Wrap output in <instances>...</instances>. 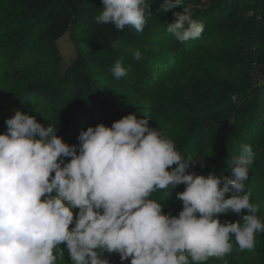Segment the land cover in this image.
Wrapping results in <instances>:
<instances>
[{"label": "clouds", "instance_id": "obj_1", "mask_svg": "<svg viewBox=\"0 0 264 264\" xmlns=\"http://www.w3.org/2000/svg\"><path fill=\"white\" fill-rule=\"evenodd\" d=\"M101 3L97 25L118 30L142 32L152 14L147 0ZM181 4L163 0L161 8L167 12ZM174 15L167 32L178 42L202 36L205 26L190 5ZM111 71L117 80L125 76L122 60ZM5 124L0 133V264H58L65 250L71 264H109L105 253L118 254L121 264H205L230 254L233 240L239 250L252 251L256 236L264 233L260 205L246 190L255 157L248 144L232 157L228 175L218 177L188 171L194 160L151 127L146 116L129 113L111 126H88L72 145L57 135V127L44 126L26 112L14 111ZM181 184L184 190L176 198L182 210L164 213L152 194L163 190L169 198ZM229 213L242 218L221 222L219 215Z\"/></svg>", "mask_w": 264, "mask_h": 264}, {"label": "rangeland", "instance_id": "obj_2", "mask_svg": "<svg viewBox=\"0 0 264 264\" xmlns=\"http://www.w3.org/2000/svg\"><path fill=\"white\" fill-rule=\"evenodd\" d=\"M147 2L152 13L147 16V35L136 33L126 42L123 52L113 57L114 62L122 60L126 75L117 80L111 71L113 64L104 66L99 62L89 70L93 92L89 96L91 104L84 121L85 129L99 123L111 126L113 121L129 113L146 116L151 127L172 139L182 155L194 160L188 171L207 175L209 172L202 168L198 152L202 141L185 137L179 120L191 108L201 111L206 105L223 104L224 100L216 97L219 88H225L226 102L240 105L244 110L239 124L244 125L245 133L230 148L219 145L207 134L203 153L212 157L225 154L223 163L214 167L212 173L226 176L232 157L239 155L241 146L255 143L251 146L255 157L245 183L246 190L252 193V202L260 205L258 215L264 219V2L241 0L234 18L235 28L217 29L215 13L211 17L200 14L195 19L205 26L202 36L178 44L167 32V24L176 19L174 14L183 13L184 6L189 5L197 10L211 9L220 0H183V4L167 12L161 8L163 0ZM44 16L45 13L28 10L20 0H0V133L6 131L5 120L16 110L35 116L47 126L51 112L44 99L50 89L64 83L75 58L89 50L86 40L89 35L81 29L64 34L56 41L55 49L37 42L35 37ZM137 51L141 54L139 60L134 58ZM133 83H137V88L130 87ZM195 87L209 90L210 100L195 104L201 97ZM199 133L200 130L196 137ZM77 137L71 132L63 141L78 144ZM183 190L181 184L171 191L169 198L163 190L153 193L151 198L162 202L164 213L178 215L182 203L176 198V192ZM242 214H247L246 210ZM242 214H221L219 219L236 222ZM232 243L230 254L223 259L209 258L205 264H258V258L264 255V233L256 236L252 251H241L234 240ZM104 255L109 264H115L119 256ZM58 264H71L67 250Z\"/></svg>", "mask_w": 264, "mask_h": 264}, {"label": "trees", "instance_id": "obj_3", "mask_svg": "<svg viewBox=\"0 0 264 264\" xmlns=\"http://www.w3.org/2000/svg\"><path fill=\"white\" fill-rule=\"evenodd\" d=\"M20 2L30 11L41 15L45 13L42 26L35 38L37 42L51 49H55L56 41L72 29L84 30L89 35L86 39L89 50H85L81 56L75 58L67 70L64 83L50 89L44 99V104L51 112V119L47 121V125L51 123L57 127V135L62 139L71 132L79 135L81 130H86L84 121L91 104L89 96L93 92L89 70L93 69L97 62L104 66L114 65L113 57L123 52L126 42L132 40L136 33L146 36L148 29L144 28L142 32H137L134 28L118 30L110 24L97 25L95 18L102 10L101 0H20ZM240 6L241 0H220V3L211 9L193 8L194 18L200 14L211 17L215 13L218 16L215 23L217 29L235 28L237 22L234 18ZM262 12L264 14V3ZM167 18L170 20L169 16ZM114 41H119L115 48L112 47ZM173 41L175 44L179 43L175 37ZM125 85L128 86L126 83ZM130 87L137 88V83H133ZM195 89L201 95L194 101L195 104L200 105L204 100H210L209 90L200 87ZM224 91L225 88H219L216 97L220 101L224 100L223 104L206 105L201 111L198 108H191L187 115L179 120L186 132L185 137L202 141L198 152L202 158V168L207 172H213V168L221 165L225 158V154L215 157L204 155L207 134L219 145L230 148L245 133L244 125L239 124V120H243L244 110L240 105L226 102ZM198 130L200 133L196 137ZM254 145L255 143L251 146ZM115 264H121L119 256ZM124 264H130V261H125ZM258 264H264V255L258 258Z\"/></svg>", "mask_w": 264, "mask_h": 264}]
</instances>
